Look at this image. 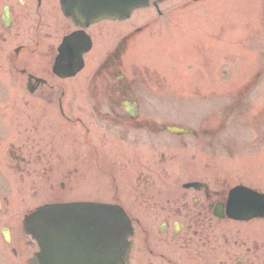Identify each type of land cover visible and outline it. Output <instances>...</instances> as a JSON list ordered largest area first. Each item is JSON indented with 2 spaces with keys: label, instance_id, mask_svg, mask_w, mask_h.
<instances>
[{
  "label": "flooded vegetation",
  "instance_id": "af4514ba",
  "mask_svg": "<svg viewBox=\"0 0 264 264\" xmlns=\"http://www.w3.org/2000/svg\"><path fill=\"white\" fill-rule=\"evenodd\" d=\"M235 3L238 10L233 7ZM241 3L151 0L150 7L164 19V35L173 33L192 48L204 46L216 36L230 45L235 31L245 34L243 40L259 45L256 60L260 65L243 89L235 91L238 98L232 95L234 87L228 82L223 91L228 102L220 112H210L200 119L192 135L191 155L184 157L180 151L167 156L163 150L148 148L152 145L149 132H160L166 123L150 116L147 110L156 103L146 99L161 89L173 90L166 88L167 78L156 71H130L126 64L136 37L153 22L136 25L127 19L78 25L66 13L64 0H0V72L8 67L18 87L33 99L24 103L33 111L31 146H17L11 151L17 162L16 173L20 169L49 188L58 186L63 191L82 180L102 179L103 175L112 178L120 194L116 198L136 226L131 264H264V218L237 222L217 214L225 201L229 177L219 158L230 146V136L225 134L227 124L236 114L255 108L247 99L264 79V0L251 1L248 15L260 19L256 22L232 20L235 11L241 13ZM199 15L208 21L190 22ZM216 15L223 21H215ZM182 16H186L183 21H175ZM76 31L87 44L90 42V49L84 53L83 69L66 77L63 73L68 70L57 68L56 61L61 44ZM212 43L202 51L210 53L207 59L201 58L200 80L185 86L194 94H214V60L228 62L235 56L228 47L223 53H213ZM69 57L63 64L68 65ZM76 112L84 113V117ZM256 116L254 143L240 139L241 154L264 140V112L260 110ZM93 120L97 123L92 125ZM74 122L81 126L82 136L72 134L70 124ZM156 137L154 148L166 142L160 135ZM151 159L158 164L168 160L190 163L192 180L207 184L200 189H183L180 182L161 184L153 174L159 170L150 169ZM55 171L57 176H53ZM243 184L264 192L262 183ZM2 200L0 221L11 215L4 208L8 200ZM12 219H18L14 213ZM7 231L14 235L13 226ZM11 251L19 253L15 247Z\"/></svg>",
  "mask_w": 264,
  "mask_h": 264
},
{
  "label": "rangeland",
  "instance_id": "374dc122",
  "mask_svg": "<svg viewBox=\"0 0 264 264\" xmlns=\"http://www.w3.org/2000/svg\"><path fill=\"white\" fill-rule=\"evenodd\" d=\"M200 17L201 16L199 15V18ZM184 18H186V16L178 17L175 21H183ZM199 18L196 20L190 19V22H199ZM148 19H153L155 23L149 30L139 35L137 40H135V44L130 48L126 56L127 68L128 70H134L139 74H147V70L149 71L147 65H149L151 69L156 68L160 75H166L168 78L169 83L166 84V88H173L177 86V82H179L182 77L191 75L196 71L197 63L195 59H193L195 58V56H193L195 54L191 53V55H188L189 57L193 56L191 59H183L184 48L180 51L181 46L179 43L171 39L168 43H170L173 50L175 49L174 51L176 54H172V56L169 57L168 51L165 50V43L167 42V40H164L165 31L161 29V27H163L162 22L164 19L160 18L153 9H145L137 11L133 16L132 22L134 21L135 24H139ZM213 44L214 48L220 49V51L221 49L226 48V45L221 39H214ZM231 44V48L235 51L241 48L238 45H233L234 43ZM167 47L169 48L170 46L168 45ZM240 51H242V48ZM240 54H242V52H240ZM250 54L254 53L252 52ZM218 62L220 63L222 60L219 59L215 63L218 64ZM236 64H238V62ZM246 73H248V71H246ZM215 83L216 94L218 96L210 101L207 99L209 97L206 94H199L197 97L190 93L189 90L187 91L186 88L176 91L177 94L173 95L175 99H172L171 97L165 98V90L161 89L156 95L147 97L146 101L156 103L155 107L148 111L153 113V115H156V117L164 118L166 120L184 121L190 124L195 123L201 115H208L210 111L217 110L226 101V99L222 97V94H220L223 91L222 86L224 80L216 79ZM256 91L259 93L254 94L252 101L256 103L257 107L251 112L252 115L258 109H261L264 112V82L260 84V88ZM27 99H30V97L22 90L20 91L14 84V79L10 75L9 68L6 67L2 70V72H0V184L3 185L2 188H0V204L4 203L2 199H7L8 201L6 202L9 204L8 206H4V208L9 209L11 215L10 217L1 219L0 229L6 224L10 227L13 226L14 243L12 245L7 244L0 232V264H22V261L19 259L20 257L18 258V256H14L9 246L11 245V247L15 246L18 248V241H15V239H21L22 235H20L19 231L22 217L26 210L34 208L44 202L54 200L56 197H59L62 200H69L76 197H78L76 199H83L91 197L88 195H98L99 199L103 201H110L113 198V190L107 187V183L109 182L105 177H103V179H96L93 182L91 180H82L75 186L69 185L64 191L60 190L58 186H56L55 189L57 191H53L48 185H45L42 180H34L30 175L23 174L19 171L18 178L16 177L14 169L11 168V166L15 165V161H13L14 159L10 156L9 150L16 149L17 146L19 148L20 146L25 145L29 149L31 145L30 140L35 128L34 121L32 120L33 111L24 106V102ZM82 116H84V114H82ZM241 119L242 118H239L237 122H231L227 134L231 136V139H235V137L239 139L242 135L244 141H249L253 138V129L249 130L241 128V126H239V121ZM91 123L93 125L97 123V121L93 120ZM79 128V126H72V134L82 136L83 134H81ZM184 140L186 145H184V148L181 147L180 150L188 151V153H190L191 151L189 150H191L190 147L193 140L190 137H186ZM78 142L81 146V140H78ZM175 142H177L176 139L171 138V141H169L164 148L166 150L173 149L172 151L179 149L175 148L177 145ZM232 144H236L237 146H230L229 150L222 153L221 157H219L222 169H226L229 174L226 190L231 185L240 181L259 182L264 185V176H262L261 173L258 174L261 169L264 170V143L260 148L246 151L243 153L244 156H241L240 153V143L233 142L230 145ZM124 145L125 147L129 146L127 144ZM148 148L146 147V149ZM136 149H139V147L136 146ZM156 149L161 151L159 147ZM149 166L151 170H159V173L155 172L153 174L157 182L161 184L165 182H182L191 177L190 169L186 173V171H184L186 169H182L176 163L165 162V164H158L151 159L149 161ZM253 168H255L256 171H253ZM55 175H58L56 171L53 176ZM180 175L182 176V179L178 178ZM133 176L135 177L137 174H134ZM107 188L110 190H107ZM97 190L98 194H96ZM13 213L17 218L18 215H22L20 219L18 218V223L17 221L14 222V219H12Z\"/></svg>",
  "mask_w": 264,
  "mask_h": 264
},
{
  "label": "water",
  "instance_id": "95a60500",
  "mask_svg": "<svg viewBox=\"0 0 264 264\" xmlns=\"http://www.w3.org/2000/svg\"><path fill=\"white\" fill-rule=\"evenodd\" d=\"M146 2L88 0L83 10L103 18L126 16ZM234 198L232 211L238 208ZM25 227L40 245L30 264H126L132 246L133 228L125 212L106 204H47L26 216Z\"/></svg>",
  "mask_w": 264,
  "mask_h": 264
}]
</instances>
